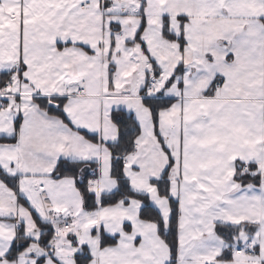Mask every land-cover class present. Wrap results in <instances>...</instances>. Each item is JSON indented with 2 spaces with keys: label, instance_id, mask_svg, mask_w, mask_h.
Wrapping results in <instances>:
<instances>
[{
  "label": "snow or ice",
  "instance_id": "obj_1",
  "mask_svg": "<svg viewBox=\"0 0 264 264\" xmlns=\"http://www.w3.org/2000/svg\"><path fill=\"white\" fill-rule=\"evenodd\" d=\"M0 264H264V0H0Z\"/></svg>",
  "mask_w": 264,
  "mask_h": 264
}]
</instances>
